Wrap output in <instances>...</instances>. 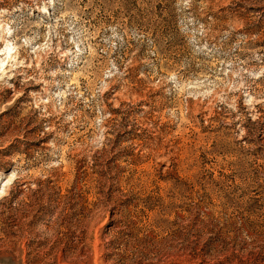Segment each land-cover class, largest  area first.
I'll return each mask as SVG.
<instances>
[{"label":"rangeland","instance_id":"374dc122","mask_svg":"<svg viewBox=\"0 0 264 264\" xmlns=\"http://www.w3.org/2000/svg\"><path fill=\"white\" fill-rule=\"evenodd\" d=\"M0 264H264V0H0Z\"/></svg>","mask_w":264,"mask_h":264},{"label":"bare ground","instance_id":"6f19581e","mask_svg":"<svg viewBox=\"0 0 264 264\" xmlns=\"http://www.w3.org/2000/svg\"><path fill=\"white\" fill-rule=\"evenodd\" d=\"M4 55H7V54L5 53ZM7 56H8V55H7ZM8 180H9V181H8ZM8 180H7L6 178H4V180H3L4 187L10 183V179H8ZM6 187H7V186H6Z\"/></svg>","mask_w":264,"mask_h":264}]
</instances>
